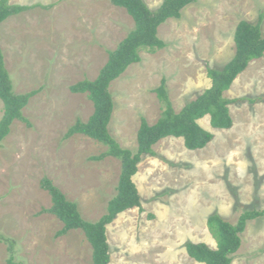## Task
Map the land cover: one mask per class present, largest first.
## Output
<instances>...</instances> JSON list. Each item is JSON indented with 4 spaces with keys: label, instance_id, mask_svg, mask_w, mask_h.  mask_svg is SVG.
I'll return each mask as SVG.
<instances>
[{
    "label": "rangeland",
    "instance_id": "obj_1",
    "mask_svg": "<svg viewBox=\"0 0 264 264\" xmlns=\"http://www.w3.org/2000/svg\"><path fill=\"white\" fill-rule=\"evenodd\" d=\"M145 1L155 11L164 0ZM22 6L33 8L0 24V47L16 93L41 92L24 110L32 127L15 121L0 148V233L16 242L15 264H93L82 231L58 236L64 225L46 212L52 199L41 182L50 179L88 222L107 213L121 162L92 161L107 148L88 137L62 139L95 110L87 94L71 87L96 80L135 23L112 0H29ZM261 16L264 32V0H198L181 19L164 23L158 35L166 48L143 52L141 63L111 85L116 107L110 131L120 145L136 152L141 119L154 125L162 116L154 91L163 79L180 112L211 87L208 67L221 69L235 56L237 25ZM225 95L245 98L230 107L232 129H215L206 117L200 125L215 139L205 149L190 151L182 139L169 137L154 146L156 156L143 158L133 178L143 212L127 210L108 226L110 264H200L185 246L216 249L207 226L212 215L236 224L245 212L264 210V57ZM3 113L0 100V120ZM9 259L0 241V264ZM232 264H264V216L248 223Z\"/></svg>",
    "mask_w": 264,
    "mask_h": 264
},
{
    "label": "trees",
    "instance_id": "obj_2",
    "mask_svg": "<svg viewBox=\"0 0 264 264\" xmlns=\"http://www.w3.org/2000/svg\"><path fill=\"white\" fill-rule=\"evenodd\" d=\"M9 1L0 0V24L33 8L11 5ZM197 1L164 0L157 10L152 11L145 0H112L114 6L126 10L135 23V29L115 51L110 52L109 60L96 80H84L71 87L74 94H87L95 110L87 122L77 120L62 140L82 135L104 145L107 151L92 157L91 160L102 162L111 157L121 162L122 171L117 195L109 202L107 213L100 220L88 222L84 220L79 205L70 201L50 179L44 178L41 186L52 199V207L46 212L57 217L64 225L58 236H65L71 231H82L92 247L93 264L111 263L108 226L127 210L139 208L143 212L141 196L133 179L138 174L143 158L156 156L154 146L169 137L182 139L186 149L190 151L205 149L215 139L214 133L200 125V121L206 117H210V125L215 129H232L234 120L230 107L243 102L245 98L230 99L225 93L252 62L264 57L262 16L257 23L241 21L234 34L236 52L233 59L221 69L211 67L207 69L208 77L212 81L211 87L186 104L180 112H176L170 99L167 81L163 79L161 85L154 91L165 108L162 116L154 125H150L145 118L141 119L136 152L123 148L110 131L116 107L110 91L111 85L121 78L130 66L141 63L143 52L155 54L166 48V43L159 38V28L170 19H181L183 11ZM40 92L41 89L24 94L16 93L0 47V100L4 105V113L0 120V148L11 133L15 121L32 127L29 119L24 116V110L30 100ZM249 102L255 104L258 99ZM262 216L264 210L248 211L240 216L236 224H232L219 215H212L207 221V226L216 241V249L205 243L189 242L185 246L188 256L200 264H232L241 249L242 234L248 223ZM0 241L8 245L11 253L8 264H15L13 263L15 240L0 233Z\"/></svg>",
    "mask_w": 264,
    "mask_h": 264
},
{
    "label": "crops",
    "instance_id": "obj_3",
    "mask_svg": "<svg viewBox=\"0 0 264 264\" xmlns=\"http://www.w3.org/2000/svg\"><path fill=\"white\" fill-rule=\"evenodd\" d=\"M12 1H19V0H12ZM21 2L19 3V4H21V6L22 5H24V4H26L29 0H20ZM18 3H14V5H17ZM44 6H46V4L44 5ZM31 7V6H30Z\"/></svg>",
    "mask_w": 264,
    "mask_h": 264
}]
</instances>
